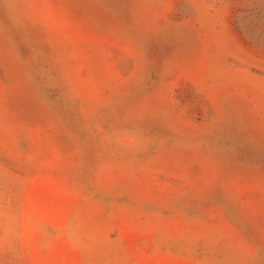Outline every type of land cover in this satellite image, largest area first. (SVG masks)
<instances>
[{
	"label": "rangeland",
	"instance_id": "1",
	"mask_svg": "<svg viewBox=\"0 0 264 264\" xmlns=\"http://www.w3.org/2000/svg\"><path fill=\"white\" fill-rule=\"evenodd\" d=\"M0 264H264V0H0Z\"/></svg>",
	"mask_w": 264,
	"mask_h": 264
}]
</instances>
